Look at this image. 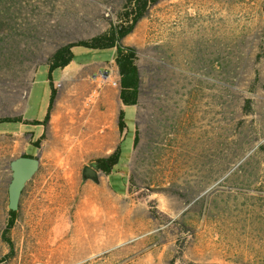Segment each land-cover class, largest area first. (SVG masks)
Listing matches in <instances>:
<instances>
[{
	"label": "rangeland",
	"instance_id": "rangeland-1",
	"mask_svg": "<svg viewBox=\"0 0 264 264\" xmlns=\"http://www.w3.org/2000/svg\"><path fill=\"white\" fill-rule=\"evenodd\" d=\"M125 1L0 0V120L21 119L0 123V264H264V0L149 7L121 40L137 51L132 107L110 50L75 47L65 68L47 65L116 23ZM50 81L49 121L31 125L45 120ZM117 147L106 176L94 163ZM21 155L39 168L5 258Z\"/></svg>",
	"mask_w": 264,
	"mask_h": 264
},
{
	"label": "trees",
	"instance_id": "trees-1",
	"mask_svg": "<svg viewBox=\"0 0 264 264\" xmlns=\"http://www.w3.org/2000/svg\"><path fill=\"white\" fill-rule=\"evenodd\" d=\"M159 0H126L123 4L121 12L117 15V22L112 24L103 33L89 39L76 42L75 44L61 46L50 56L47 65L49 71L63 69L73 60L72 49L75 47L85 48L89 50H110L114 52V63L117 67L119 76V99L123 106L132 107L138 102L139 95V72L136 65L137 51L132 46H126L121 40L130 34L135 24L146 14L149 7L155 5ZM51 84V98L48 113L45 120L40 123L32 121L31 125H46L49 121V113L54 99V89ZM250 101H246L245 108L248 107ZM248 110L250 108L248 107ZM21 122L20 118H3L0 123ZM117 126L120 132L124 130V111L118 114ZM136 137L133 143L136 142ZM37 145V143H35ZM35 145V146H36ZM28 156V155H24ZM121 158L120 148L117 147L111 154L96 159L94 165L98 171L106 176H110L112 169L117 166ZM18 217V211H8L7 223L2 231L1 240L9 247V254L5 258L12 255V243L8 237V233L14 227Z\"/></svg>",
	"mask_w": 264,
	"mask_h": 264
},
{
	"label": "water",
	"instance_id": "water-1",
	"mask_svg": "<svg viewBox=\"0 0 264 264\" xmlns=\"http://www.w3.org/2000/svg\"><path fill=\"white\" fill-rule=\"evenodd\" d=\"M39 168V157H29L21 155L13 159L9 163L11 172V180L8 184V211H17L19 208V201L23 189L28 181H30ZM86 177L95 179L98 174L91 168H86L84 171Z\"/></svg>",
	"mask_w": 264,
	"mask_h": 264
},
{
	"label": "crops",
	"instance_id": "crops-1",
	"mask_svg": "<svg viewBox=\"0 0 264 264\" xmlns=\"http://www.w3.org/2000/svg\"><path fill=\"white\" fill-rule=\"evenodd\" d=\"M19 113H21V112H19ZM32 122V121H31ZM8 132H10V131H8ZM6 134H7V132H5V133H0V139L2 140V142L3 143H5V139H6ZM14 134V133H13ZM19 138H21L22 137V133L21 132H19V133H17L16 134ZM5 149V144L3 145V150ZM4 152V154H5V151H3ZM4 168H5V166L3 165V172H4ZM2 172V173H3ZM8 188V187H7Z\"/></svg>",
	"mask_w": 264,
	"mask_h": 264
},
{
	"label": "bare ground",
	"instance_id": "bare-ground-1",
	"mask_svg": "<svg viewBox=\"0 0 264 264\" xmlns=\"http://www.w3.org/2000/svg\"><path fill=\"white\" fill-rule=\"evenodd\" d=\"M110 118V114L105 116V119H109Z\"/></svg>",
	"mask_w": 264,
	"mask_h": 264
}]
</instances>
